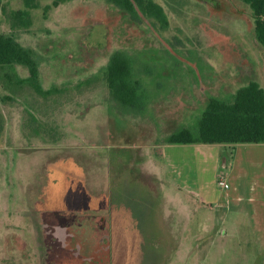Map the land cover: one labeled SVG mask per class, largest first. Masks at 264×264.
<instances>
[{
	"label": "rangeland",
	"instance_id": "rangeland-1",
	"mask_svg": "<svg viewBox=\"0 0 264 264\" xmlns=\"http://www.w3.org/2000/svg\"><path fill=\"white\" fill-rule=\"evenodd\" d=\"M151 1L160 7L161 16L147 9L144 15L135 5L138 19L133 20L107 0H2L0 34L11 35L33 51L41 91L28 81L24 67H0V109L5 124L0 137V264H106L103 257L109 254L108 248L111 254H119L113 228L104 225L101 211L74 216L40 208L49 182L42 180L44 168L64 155L89 156L94 161L84 162L91 170L85 178L89 193L106 192L109 183L114 192L123 183L121 199L126 205L136 207L139 201L145 207L154 201L145 188L152 193L157 188L152 178L140 174L138 187L130 182L128 188L133 179L129 175L138 173L137 166L131 164L135 151L138 161L141 154L158 155L170 133L194 125L210 97L227 98L250 80L264 89V48L255 39L250 10L241 0ZM114 52H124L132 61L133 77L145 95L140 113L128 111L109 98L107 63ZM81 116L90 122L76 125L74 120ZM94 120L97 126L92 125ZM102 120L104 125H99ZM21 125L27 128L30 145L26 151L20 149L23 146L16 148L30 158V177L17 179L12 173L7 180V163L19 154L13 153L17 142L8 137L16 136ZM66 144L78 146L72 153L58 147ZM173 145L182 149L187 144ZM225 148L229 153L222 157L213 153L212 162L207 159L209 166L228 164L239 147L235 151ZM262 150L258 149L257 155L264 161ZM36 155L41 156L39 163L33 161ZM103 156L111 160L110 178ZM250 175L243 173L240 181L248 185L253 181ZM212 180L209 174V188ZM210 189L221 196L225 207L222 196L230 195L231 189ZM158 204V218L166 225L160 233L163 240L168 239V243L156 245V254L162 255L179 247L170 240L178 241L182 213L174 205L175 211H168L164 200ZM197 206L204 213L191 214L172 264L264 263L261 247L251 238L242 214L219 208L216 212L200 203ZM143 213L138 211V219ZM199 216L207 224L201 238L213 231L219 245L213 249L215 244H211L212 254L206 251L204 260L197 256L189 262L183 258L188 252L185 249L191 247L192 254H201L193 250L197 245L194 236L201 228ZM115 229L117 233L119 228ZM151 249L142 244L138 252Z\"/></svg>",
	"mask_w": 264,
	"mask_h": 264
},
{
	"label": "crops",
	"instance_id": "crops-1",
	"mask_svg": "<svg viewBox=\"0 0 264 264\" xmlns=\"http://www.w3.org/2000/svg\"><path fill=\"white\" fill-rule=\"evenodd\" d=\"M62 112L63 110L59 112L58 115ZM74 121L76 125L79 123L87 125L90 119L86 116H81ZM104 123V120H102V122H99V125H104ZM92 125L97 126V120H94ZM26 130L27 128L25 129V127L21 125L20 132L18 131L16 136L8 137L10 141L17 142V145H13V153L19 150V148H16L18 146H23V148L20 149L26 151L27 146L30 145ZM107 136L110 137V134L108 133ZM100 138L103 139L102 136ZM38 139H42V135H38ZM106 142L107 140L103 141V143ZM77 146L78 145L75 144H66L58 147H65L66 150H69V153H72L73 149ZM226 146L232 147L233 151H235L236 147H239L238 153H232L233 158L228 164L225 162L219 164V162H217L214 164L215 166H209L207 159L210 160L209 163L212 162V158H214L212 155L213 153L217 156L219 154L221 157L225 156V153H229V149L227 151L225 148ZM182 147V149H179L173 144L165 143V145L161 147V150H159L158 155L144 156L141 154L139 161L138 151L134 152L135 162L131 164L137 166L138 173L129 175L132 176L133 179H130L128 188L130 182H136V186L138 187V174H140V176L152 178L154 180L153 184H156L155 188H157V191L152 193V189H145L147 190V195L150 194L151 197L154 196L152 199L150 198V200H154L153 204L149 201V204L147 203V206L144 207L138 201L136 207H128L126 205V200L124 201L121 199V194L124 192L122 189L123 183L119 188H116L114 192L109 183L106 192L104 189L100 193L96 190H94V193H89L88 188L86 189L85 178L86 174L91 172V170L88 165H84V162L94 164L93 159L89 156L80 158L79 156L64 155L60 160H55V164L50 163V165L43 170L45 176L41 178L42 180H49V182L45 187V199L43 204L40 203V208H48L57 212H63L64 214L71 213L74 214V216L83 211H101L104 225L108 228L112 227L119 239V254H111V249L108 248L109 254L103 257L106 259V264H172L171 261L178 254L181 241L185 238L191 214L195 217L196 212H198L199 215L204 213L202 208L197 206V203H200L203 207L206 208L208 206L216 212L219 208L225 211L242 214L246 219L251 238L261 247L260 256L263 258L264 262V161L257 155L258 149H263L260 152L264 154V143H195L183 145ZM133 149L136 150L138 148L135 145ZM22 151H18L19 154L11 158V162L7 163V180L11 177L12 173L14 177L16 174L17 179L22 178L25 180L30 177L28 173L29 167H27L30 163V158L28 154H24ZM208 154L210 156L209 158ZM40 157L41 156L36 155L33 161L39 163V161H42ZM103 161L109 165L108 178H110V157L103 156ZM40 167L41 166L36 169L38 170ZM223 169L227 171L228 179H230V186L227 190L218 188L214 183L216 174ZM249 172L253 181L247 185L246 182L242 183L240 180L243 177V173ZM209 174L213 177V184H211L212 187L210 188L220 192L221 190L226 192L231 189L230 195L226 193L225 196H222L226 202L225 207L224 204L220 202L221 196L214 194L209 188L207 183V176ZM127 176L128 174L126 178ZM129 178L131 177H128V179ZM127 181L126 179V183ZM5 183H7V186L10 185L8 181ZM51 183L53 184L51 185ZM90 184L92 186L93 182ZM25 185L26 182L24 181V186ZM166 186L168 187L166 188ZM192 198L196 199L197 203L195 200H192ZM159 200L166 201V209L168 211L170 208L174 212V207H172L174 205L177 207V211L182 213V230L178 237V241H175V239L170 240L177 242L179 247L175 252H168L162 255L156 254L158 253L157 246L159 243H168V239L163 240L164 236L160 233V228L166 225L162 224L158 218V211L160 209L158 204ZM169 205L171 206L169 207ZM138 211L144 212L139 219ZM221 217L223 218L222 214ZM198 218L201 222L199 226L201 228L198 234L194 236V242H196L197 245L193 250L197 249L201 254H192L195 251H192V248L188 247L185 249V252L187 250L188 252L183 254V258L185 257L184 259L189 262L192 259H196L197 256L199 260H204L205 257H208L207 253L212 254L211 244L212 247L213 244H215L213 249L219 245L217 241L213 239V231L209 233V237L201 238L207 232V224L200 216ZM233 223L235 227H238L237 220ZM115 228H119L117 233ZM142 244H144L145 248L148 249L151 247L152 249L141 252L140 254L138 251L139 248H142ZM206 251L208 252L206 253ZM198 264H201V261Z\"/></svg>",
	"mask_w": 264,
	"mask_h": 264
},
{
	"label": "trees",
	"instance_id": "trees-1",
	"mask_svg": "<svg viewBox=\"0 0 264 264\" xmlns=\"http://www.w3.org/2000/svg\"><path fill=\"white\" fill-rule=\"evenodd\" d=\"M137 20L136 6L141 12H162L151 0H107ZM145 1V6H144ZM248 6L255 39L264 48V0H241ZM2 0H0L1 8ZM136 5V6H135ZM147 15L145 12L144 15ZM149 15V14H148ZM20 65L28 73V81L38 91L39 68L33 51L9 34H0V67ZM106 84L109 98L123 108L140 113L144 107V92L132 74V61L124 52H114L108 58ZM4 116L0 109V137ZM170 144H235L264 143V89L255 80L248 81L227 98L210 97L193 126L179 127L165 138Z\"/></svg>",
	"mask_w": 264,
	"mask_h": 264
},
{
	"label": "built area",
	"instance_id": "built-area-1",
	"mask_svg": "<svg viewBox=\"0 0 264 264\" xmlns=\"http://www.w3.org/2000/svg\"><path fill=\"white\" fill-rule=\"evenodd\" d=\"M215 184L218 188L227 190L230 186L228 182V174L226 170H221L216 174Z\"/></svg>",
	"mask_w": 264,
	"mask_h": 264
}]
</instances>
